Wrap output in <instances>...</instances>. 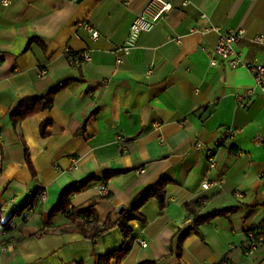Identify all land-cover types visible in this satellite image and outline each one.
Listing matches in <instances>:
<instances>
[{
    "label": "crops",
    "instance_id": "obj_1",
    "mask_svg": "<svg viewBox=\"0 0 264 264\" xmlns=\"http://www.w3.org/2000/svg\"><path fill=\"white\" fill-rule=\"evenodd\" d=\"M148 1L10 0L6 6L0 1V244L13 245L0 254V264H93L94 253L124 244L130 250L118 264H214L223 257L232 264H264V244L245 253L247 230L264 218V93L245 67L211 66L207 55L217 38L210 26L242 28L237 50L245 60L264 63V44L252 41L264 34V0H170L165 17L117 64V48ZM81 21L93 25L97 38L78 26ZM66 49L91 58L72 65ZM66 77L75 80L56 94L53 106L22 120L13 134L9 112L18 100ZM248 90L253 92L246 95ZM95 108L84 131L76 133ZM46 120L51 124L42 136L39 127ZM227 127L234 137L217 145ZM197 140L214 148V168L205 151L193 149ZM105 169L125 172L105 179ZM160 176L169 181L165 206L159 208L156 198L144 201L139 211L145 222L131 220L127 238L116 226L94 240L59 231L69 224L62 213L43 223L60 190L72 183L91 178L70 195L69 205H91L102 224ZM204 180L218 183L204 189ZM102 184L105 195L98 194ZM39 188L45 200L2 226ZM191 201H199L200 213L240 208L201 224L177 258L175 235L191 221L185 209Z\"/></svg>",
    "mask_w": 264,
    "mask_h": 264
},
{
    "label": "trees",
    "instance_id": "obj_2",
    "mask_svg": "<svg viewBox=\"0 0 264 264\" xmlns=\"http://www.w3.org/2000/svg\"><path fill=\"white\" fill-rule=\"evenodd\" d=\"M37 41H39V43L42 46H44L43 43L40 42V40ZM74 80L75 78L73 77H66L60 79L55 84L50 86L44 93L38 95L24 96L21 99H19L16 105L13 107V109L9 112L10 130L12 131V133L18 134V125L25 118L32 117L41 111L50 109L54 104V99L56 94L65 87H67L69 84H71ZM97 110L98 109L95 108L88 114V116L83 120L81 126L79 127L76 133H81L84 131L88 118L93 116L97 112ZM50 124H51L50 120L41 122L39 131L42 136L46 134V129L48 128V126H50ZM19 140L23 147L24 159L26 161L30 174L33 177H35L36 171L29 157L28 146L26 145L22 136H19ZM2 160H3V154H2V149L0 148V173L2 170L1 167ZM122 172H125V170L105 169L104 178L108 179L111 176H114ZM90 179L91 178H88L79 183H72L62 188L58 194L55 203L48 211H46L43 214L42 216L43 223L48 224L56 214L62 213L68 218L69 224L59 225L58 226L59 231L78 232L82 234L84 238L94 240L102 233L116 226L119 228L123 237L127 238L131 232V227L129 225V222L131 220H138L140 222H145L144 216L139 211L144 201L148 200L149 198H156L159 208H163L166 204V185L168 184L169 181L166 177L160 176L153 184L148 186L145 189V191L142 192V196L136 203H133L128 208H124L119 213L117 218L112 219L110 215H107L103 223L98 224V215L91 205L83 209H78L74 206L69 205L70 195L80 192V190L87 184V182ZM40 190L41 188L37 190L36 194L33 197L27 200L23 205L19 207V209L15 210L5 221H3L2 226L6 227L8 219H10L14 214L19 213L24 208L34 206V204L37 201ZM239 208H240L239 206H229V207L213 209L205 213H200L199 201H191L185 203V209L187 214L191 216V221L187 226H185L182 229H179L176 232L175 243H176L177 258L181 257L183 241L188 237V235L191 232L199 233L201 224L209 222L210 220H212L217 216H228L229 214H232L235 211H237ZM256 226L257 225L255 224L248 230H252ZM46 232L48 231L45 229L41 230V233H46ZM129 250H130V245L124 244L121 245L119 248L106 254L94 253L93 264H118L120 260L129 252ZM138 264H156V261L145 260Z\"/></svg>",
    "mask_w": 264,
    "mask_h": 264
},
{
    "label": "built area",
    "instance_id": "obj_3",
    "mask_svg": "<svg viewBox=\"0 0 264 264\" xmlns=\"http://www.w3.org/2000/svg\"><path fill=\"white\" fill-rule=\"evenodd\" d=\"M3 6L10 3V0H0ZM184 3H187L185 0ZM172 8V3L170 0H149L144 6L140 13H138L129 25L128 33L124 39V42L117 48L116 52V63L121 64L124 61V56H127L137 45L138 39L142 33L149 32L155 25L162 20L166 13ZM79 27L88 30L93 39L97 38L98 31L87 21H81L78 23ZM216 33L217 38L213 47L208 51V61L211 66L224 65L227 67H245L251 72L254 81V87L260 92L264 93V63H261L256 58L245 60L241 53L237 50L236 44L242 38L244 30L242 28H228L222 30L220 26L212 25L208 28ZM178 41V39H176ZM253 42L264 44V34H256ZM66 56L68 61L72 65H79L85 61L90 60L91 56L88 53L80 52L74 53L71 50L66 49ZM44 70H40V74L43 75ZM253 90H248L245 94H251ZM239 100L242 99L240 95ZM242 104V103H240ZM234 130L231 128H225L219 142L217 145H221L224 142L231 140L234 137ZM256 141L261 140L260 136H256ZM193 149L203 150L206 154L207 165L209 168H214L216 165L214 159V148L207 147L203 142L197 140L193 144ZM216 181L204 180L201 182V187L206 189L213 184H217ZM107 193V187L105 185H100L98 188V194L105 195ZM237 196H241V193H237ZM46 198V192L43 188L39 191L37 202L44 201ZM264 207V202L261 203ZM257 226L248 230L247 236V246L245 249L246 254L254 253L262 244H264V218L256 224ZM145 246L146 243L142 242ZM13 245L11 243H1L0 244V254L7 252L12 249ZM207 264V263H201ZM214 264H232L228 257L219 260Z\"/></svg>",
    "mask_w": 264,
    "mask_h": 264
},
{
    "label": "water",
    "instance_id": "obj_4",
    "mask_svg": "<svg viewBox=\"0 0 264 264\" xmlns=\"http://www.w3.org/2000/svg\"><path fill=\"white\" fill-rule=\"evenodd\" d=\"M141 196H142V193L136 197V199L134 200V203H136L140 199ZM122 210H123V207L121 206L119 207L118 212L120 213Z\"/></svg>",
    "mask_w": 264,
    "mask_h": 264
}]
</instances>
